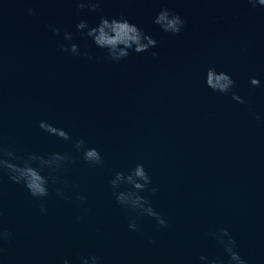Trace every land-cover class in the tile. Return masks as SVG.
Instances as JSON below:
<instances>
[{
	"label": "clouds",
	"instance_id": "obj_1",
	"mask_svg": "<svg viewBox=\"0 0 264 264\" xmlns=\"http://www.w3.org/2000/svg\"><path fill=\"white\" fill-rule=\"evenodd\" d=\"M77 11L87 9L99 16L94 26H89L86 20H80L75 24V33L83 39L91 41V44L105 53L103 59L113 64L126 61L130 55H142L149 53L155 59L158 52L152 51L158 47V41L152 35L145 32L137 24L132 23L125 16L107 17L102 11V0H74ZM253 8H264V0H246ZM3 0H0V5ZM36 13L32 8L28 9V15ZM152 23L161 33L169 36H180L185 30L187 21L181 15L167 7H161L156 13ZM51 27V26H50ZM52 32L60 35V30L52 27ZM75 36L72 32L64 31L63 41L58 45V51L70 56L88 61L94 59L91 48L81 51L80 45L73 42ZM204 87L212 93L221 96L230 95L231 99L238 104L246 101L236 94V81L225 71H218L216 65L209 64L203 73ZM250 86L261 87V81L250 78ZM257 121L261 120L259 115ZM39 129L56 140L71 143L75 156L68 152H49L40 154L35 151L24 150L7 144L0 138V176H7L11 183L24 188L32 199L40 202L41 213H46L45 201L54 188L56 196L68 200L67 190L71 187L78 189V185H70L67 180H61L57 173L63 171L68 165L76 163V157L90 167H101L104 157L101 152L86 143L85 139H73L67 130L56 127L44 120L38 122ZM108 188L115 198V203L122 209L132 213L136 219L129 222L128 228L132 232L140 231L139 219L147 218L154 220L159 228H167L168 220L162 216L153 206L151 197L157 195L158 189L153 187V180L144 164L137 163L125 171H116L107 181ZM76 200L83 206L87 203L85 195L77 194ZM84 212L87 209L84 208ZM83 216L77 217L83 220ZM213 239L222 248V256L209 259L205 255L198 257L202 264H247L236 248V240L226 228H218L211 233ZM13 233L0 230V243L11 239ZM152 241H150L151 243ZM63 264H69L68 259ZM81 264H101L100 258L92 255L90 258H81Z\"/></svg>",
	"mask_w": 264,
	"mask_h": 264
},
{
	"label": "water",
	"instance_id": "obj_2",
	"mask_svg": "<svg viewBox=\"0 0 264 264\" xmlns=\"http://www.w3.org/2000/svg\"><path fill=\"white\" fill-rule=\"evenodd\" d=\"M40 202L7 176H0V230L13 233L0 243V264H81L95 255L101 264H127L51 195Z\"/></svg>",
	"mask_w": 264,
	"mask_h": 264
}]
</instances>
